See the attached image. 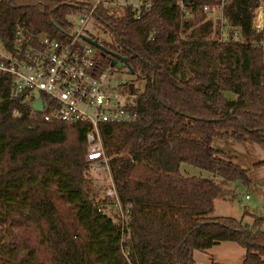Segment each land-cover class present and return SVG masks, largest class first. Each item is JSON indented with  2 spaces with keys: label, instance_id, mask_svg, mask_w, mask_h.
Listing matches in <instances>:
<instances>
[{
  "label": "trees",
  "instance_id": "16d2710c",
  "mask_svg": "<svg viewBox=\"0 0 264 264\" xmlns=\"http://www.w3.org/2000/svg\"><path fill=\"white\" fill-rule=\"evenodd\" d=\"M144 1L151 7L139 18L130 6L120 17L93 10L112 39L101 44L144 81L139 120L99 126L117 197L130 205L122 222L88 187L87 125L44 121L0 80V264H194V251L223 241L245 250L241 264H264L262 218L209 216L221 187L180 172L187 164L245 182L247 170L221 157L213 139L264 149V47L252 26L260 0H227L223 15L238 30L227 41L203 11L219 0ZM91 6L0 0V40L11 46L19 25L65 39L68 15ZM100 52L103 68L117 69Z\"/></svg>",
  "mask_w": 264,
  "mask_h": 264
},
{
  "label": "built area",
  "instance_id": "2783aa9c",
  "mask_svg": "<svg viewBox=\"0 0 264 264\" xmlns=\"http://www.w3.org/2000/svg\"><path fill=\"white\" fill-rule=\"evenodd\" d=\"M92 4L85 14H80L77 23L68 30L65 39L51 37L45 32L32 33L17 26L11 46L1 41L0 80L6 76L11 82V92L21 102L41 100L43 108L39 113L44 121H60L71 124H86L87 159L103 164L107 168L99 133L103 123H130L139 120L135 99L140 89H129L130 82H116L112 79L110 67L103 68L101 52L83 39L87 22L93 19V10L102 5L113 17H120L130 6L134 16L150 9L144 0H81ZM227 0L203 6L206 14L218 10V39L227 41L228 30L232 37H238V30L227 24L223 8ZM179 5L184 9L182 2ZM189 14L184 10V16ZM253 29L260 34L258 44L264 47V6H258L253 18ZM152 32L149 38H153ZM33 110V109H32ZM35 111V110H33ZM38 112V111H35ZM103 196L111 199L116 206L121 222L130 205L123 208L110 179V186L102 190ZM248 195L245 199H248Z\"/></svg>",
  "mask_w": 264,
  "mask_h": 264
},
{
  "label": "rangeland",
  "instance_id": "374dc122",
  "mask_svg": "<svg viewBox=\"0 0 264 264\" xmlns=\"http://www.w3.org/2000/svg\"><path fill=\"white\" fill-rule=\"evenodd\" d=\"M131 1L137 2L140 0ZM259 6H264V0L259 1ZM79 15L80 13L78 12L68 15V19L73 26L77 23ZM187 16H190V14ZM218 16V10H214L210 14L205 13V19H211L214 24ZM86 32L93 36H98L99 41L110 42L112 40L107 29L102 24L94 21V19L87 22ZM112 72L111 76L114 81L133 83L140 90L144 88V81L139 80L135 74L129 72L127 67L113 69ZM230 95L227 92V96ZM213 146L216 149H223L224 154H221V157L229 159L247 170L245 182L239 179L228 180L187 164L182 165L181 172L209 179L221 187V192L213 203L214 214H209V216L243 219L242 221L249 225L253 223L254 217H260L263 220L261 228L264 229V164L255 166V164L264 161V149L252 142L235 141L227 137H215ZM87 161L89 163L87 167L88 187L92 189L93 197L97 202L106 206L105 209L108 213H117L118 210L112 200L105 198L102 193V190L110 186L109 169L103 164H98L88 159ZM246 195H248V199H245ZM244 212H247L246 215H244ZM219 243L211 251H208L211 252L216 261L228 264L242 263L243 258L241 256L244 253L242 247L233 242L223 241ZM195 254L197 264L207 258L203 251Z\"/></svg>",
  "mask_w": 264,
  "mask_h": 264
},
{
  "label": "water",
  "instance_id": "95a60500",
  "mask_svg": "<svg viewBox=\"0 0 264 264\" xmlns=\"http://www.w3.org/2000/svg\"><path fill=\"white\" fill-rule=\"evenodd\" d=\"M83 39H85L87 42L90 44L94 45L96 48H98L100 51L110 53L114 58H113V64H115L117 69H120L123 66H127V58L123 57L117 53H112L108 51L98 39L83 35ZM132 72V71H131ZM31 108L35 111H41L43 108V104L41 100L37 99L31 104Z\"/></svg>",
  "mask_w": 264,
  "mask_h": 264
},
{
  "label": "crops",
  "instance_id": "0c3cea01",
  "mask_svg": "<svg viewBox=\"0 0 264 264\" xmlns=\"http://www.w3.org/2000/svg\"><path fill=\"white\" fill-rule=\"evenodd\" d=\"M213 143H214V139H213V142H212V145H213ZM214 147V146H213ZM215 148V147H214ZM218 150H221V151H223V149H218ZM182 165L183 164H181L180 165V172H181V169H182ZM183 175H186V176H191V175H189V173H186V172H181ZM215 201V200H214ZM211 214H214V207H213V211L211 212ZM211 217H215V216H212L211 215ZM222 243V242H221ZM218 244H220V243H217V244H215V245H213V246H211L210 248H208V249H206V250H203V252L205 253V255H207V258L205 259V260H203V261H201V263L200 264H211L212 262H218V261H216L215 259H214V256L211 254V252H208V251H211V249H213L216 245H218ZM196 252H200V251H194V254H193V258H194V264H197L196 263V260H195V253ZM202 252V251H201ZM244 255H245V250H244V253H243V255L241 256V258H244ZM218 263H222V262H218Z\"/></svg>",
  "mask_w": 264,
  "mask_h": 264
}]
</instances>
